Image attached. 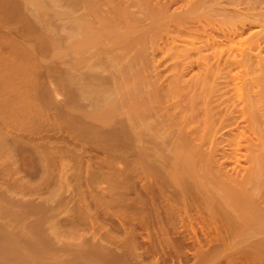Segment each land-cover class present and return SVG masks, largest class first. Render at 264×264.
<instances>
[{"label": "rangeland", "instance_id": "obj_1", "mask_svg": "<svg viewBox=\"0 0 264 264\" xmlns=\"http://www.w3.org/2000/svg\"><path fill=\"white\" fill-rule=\"evenodd\" d=\"M23 1L0 0V264H264V0Z\"/></svg>", "mask_w": 264, "mask_h": 264}, {"label": "bare ground", "instance_id": "obj_2", "mask_svg": "<svg viewBox=\"0 0 264 264\" xmlns=\"http://www.w3.org/2000/svg\"><path fill=\"white\" fill-rule=\"evenodd\" d=\"M11 1H12V0H11ZM24 1H25V0H24ZM24 1H23V3H24ZM36 1H37V0H36ZM41 1H42V0H41ZM44 1H45V0H44ZM58 1H59V0H58ZM85 1H86V0H85ZM146 1H147V0H146ZM149 1H150V0H149ZM153 1H154V0H153ZM198 1H199V0H198ZM198 1H197L196 4H198ZM203 1H204V0H203ZM13 2H14V1H13ZM26 2H28V3L32 2V3H34V5L37 4V3L35 4V0H26ZM47 2L49 3V1H47ZM53 2H54V1H53ZM56 2H57V0L55 1V3H56ZM89 2H90V1H89ZM89 2H88V3H89ZM214 2H215V0H214ZM214 2H212V3H214ZM262 2H263V0H262ZM0 3H1V2H0ZM5 3H6V2H5ZM28 3H27V4H28ZM32 3H31V4H32ZM38 3H40V0H39ZM42 3H43V1H42ZM95 3H96V2H95ZM154 3H155V2H154ZM192 3H193V2H192ZM222 3H223V2H222ZM263 3H264V2H263ZM14 4H15V3H14ZM20 4H21V3H20ZM46 4H47V3H46ZM49 4H50V3H49ZM56 4H57V3H56ZM58 4H59V3H58ZM147 4H148V3H147ZM147 4H146V5H147ZM164 4H165V2H164ZM164 4H163V5H164ZM208 4H209V3H208ZM6 5H7V4H6ZM6 5H5V6H6ZM16 5H17V4H16ZM18 5H19V4H18ZM34 5H33V6H34ZM41 5H42V4H41ZM51 5H53V4H52V1H51ZM54 5H55V4H54ZM96 5H98V3H97ZM96 5H95V6H96ZM211 5H212V4H211ZM217 5H218V3H217ZM221 5H222V4H221ZM2 6L5 7L4 4H3ZM13 6H15V5H13ZM13 6H12V7H13ZM19 6H21V5H19ZM19 6H18V7H19ZM25 6H26V5H25ZM36 6H38V5H36ZM92 6H93V5H92ZM166 6H167V5H166ZM226 6H227V5H226ZM12 7L9 6V8H12ZM16 7H17V6H16ZM34 7H35V6H34ZM58 7H59V5H58ZM151 7H152V5H151ZM154 7H155V6H154ZM157 7H158V6H157ZM160 7H161V5H160ZM232 7H233V6H232ZM236 7H237V6H236ZM13 8H14V7H13ZM19 8H20V7H19ZM25 8H26V7H25ZM35 8H37V7H35ZM40 8H41V6H40ZM1 9H2V7H0V10H1ZM124 9H125V8H124ZM124 9H123V11H122L121 13H124V12H125V15L128 16V14H126V9H125V11H124ZM168 9H169V8H168ZM217 9H218V8H217ZM243 9H245V8H243ZM243 9H242V10H243ZM4 10H7V9L4 8ZM36 10H37V9H36ZM127 10H128V9H127ZM235 10H236V9H235ZM62 11H63V10H62ZM98 11H99V10H98ZM239 11H241V10H239ZM39 12H40V10H39ZM128 12H129V11H128ZM237 12H238V11H237ZM241 12H242V11H241ZM257 12H258V11H257ZM133 13H134V12H133ZM243 13H244V12H243ZM39 14H40V13H39ZM119 14H120V13H119ZM130 14H131V13H130ZM111 15H112V14H111ZM248 15H249V14H248ZM116 16H117V15H116ZM123 16H124V14H123ZM109 17H111V16H109ZM117 17H118V16H117ZM250 17H251V13H250ZM256 17H257V16H256ZM34 18H35V17H34ZM115 18H116V17H115ZM126 18H127V17H126ZM251 18H254V17H251ZM28 19H29V18H28ZM30 19H31V17H30ZM117 19H118V18H117ZM117 19H115V20L118 21ZM119 19H120V18H119ZM122 19H123V18H122ZM124 19H125V17H124ZM131 19H132V17H131ZM246 19H247V17H246ZM249 19H250V18H249ZM22 20H23V22L25 21L24 18H22ZM101 20H103V19H101ZM129 20H130V19H129ZM31 21H33V20H30V24H31ZM76 21H77V20H76ZM106 21H107V20H106ZM121 21H122V20H121ZM125 21H126V19H125ZM243 21H245V20H243ZM251 21H252V20H251ZM33 22H34V21H33ZM35 22H36V21H35ZM37 22H38V21H37ZM119 22H120V21H119ZM130 22H132V20H131ZM247 22H248V21H247ZM101 23H102V22H101ZM105 23H106V22H105ZM111 23H112V22H111ZM111 23L109 22V24H111ZM123 23H124V22H123ZM244 23H245V22H244ZM25 24H26V22H25ZM74 24H75V23H74ZM77 24H78V23H77ZM82 24H83V22H82ZM116 24H119V23L117 22ZM120 24H122V23H120ZM120 24H119V28H120ZM23 25H24V24H23ZM28 25H29V23H28ZM36 25H37V24H36ZM89 25H90V24H89ZM122 25H123V24H122ZM85 26H86V25H85ZM90 26H91V25H90ZM102 26H104V25H102ZM116 26H117V25H116ZM27 27H28V26H27ZM83 27H84V24H83ZM86 27H87V26H86ZM94 27H96V26H94ZM94 27H93V29H94ZM124 27H125V26H124ZM29 28H30V27H29ZM32 28H33V27H32ZM97 28H98V27H97ZM100 28H101V26H100ZM114 28H115V23H114ZM116 28H117V27H116ZM74 29H75V25H74ZM80 29H81V28H80ZM93 29H92V31H93ZM98 29H99V28H98ZM102 29H103V28H102ZM104 29H107V28L104 26ZM126 29H128V26H127ZM26 30H27V29H26ZM99 30H100V29H99ZM112 30H114V32H115V29L112 28ZM121 30H122V29H121ZM121 30H119V31H121ZM123 30H124V29H123ZM123 30H122V31H123ZM28 31H29V30H28ZM31 31H32V30L30 29L29 32H31ZM36 31H37V30H36ZM36 31H35V32H36ZM82 31H83V30H82ZM85 31H86V30H85ZM117 31H118V29H117ZM124 31H125V30H124ZM26 32H27V31H26ZM38 32H39V30H38ZM41 32H42V30H41ZM95 32H97V31H95ZM98 32H99V31H98ZM100 32H101V31H100ZM125 32H126V31H125ZM125 32H124V33H125ZM36 33H37V32H36ZM42 33H43V32H42ZM48 33H49V32H48ZM65 33H66V32H65ZM70 33H71V32H70ZM73 33H74V32H73ZM75 33H76V32H75ZM75 33H74V34H75ZM111 33H113V31H112ZM118 33H119V32H118ZM127 33H128V32H127ZM127 33H126V34H127ZM32 34H33V32H32ZM50 34H51V33H50ZM68 34H69V33H68ZM68 34H67V35H68ZM77 34H78V33H77ZM97 34H98V33H97ZM97 34H96V35H97ZM104 34H105V33H104ZM120 34H122V33H120ZM133 34H134V33H133ZM138 34H139V33H138ZM140 34H141V33H140ZM43 35H44V34H43ZM81 35H82V34H81ZM83 35H84V36L82 37V38H84L83 40L79 37V40H82V41H81L82 44H86L87 42H88V43H89V42H93V40L97 37L93 32H91V28H90L89 31H88V28H87V31H86ZM106 35H108V34H106ZM112 35H114V33H113ZM141 35H142V34H141ZM37 36H38V34H37ZM39 36L41 37V35H39ZM52 36H53V34H52ZM101 36H102V34H101ZM124 36H125V35H124ZM126 36H127V35H126ZM136 36H137L138 39H139L140 36H138V35H136ZM46 37H47V36H46ZM49 37H50V36H48V38H49ZM64 37H65V35H64ZM109 37H110V36H109ZM111 37H112V36H111ZM111 37H110V38H111ZM113 37H114V36H113ZM113 37H112V39H113ZM128 37H129V36H128ZM128 37H127V39H128ZM141 37L143 38V36H141ZM97 38H98V37H97ZM105 38H106V37H105ZM105 38H104V39H105ZM114 38H115V39L113 40V42H114L118 37H114ZM124 38H125V37H124ZM54 39H55V38H54ZM99 39H100V37H99ZM99 39H98V40H99ZM102 39H103V37H102ZM127 39L125 38L124 41H126ZM95 40L98 42L97 39H95ZM95 40H94V43L96 42ZM106 40H107V38H106ZM134 40H135V39H134ZM48 41H49V40H47V42H48ZM77 41H78V38H77ZM104 41H105V40H104ZM119 41H120V44H121V37L118 38V43H117L116 45H119ZM124 41H122V43H124ZM50 42H51V40H50ZM109 42H111V40H110ZM116 42H117V40H116ZM51 43H52V42H51ZM78 43H79V44H78ZM78 43H75V44H76L77 46H79V48H80L79 51H82V50H83V45L81 44L82 47H80V42H78ZM137 43H139V41L135 42L136 45H137ZM96 44H97V43H96ZM89 45H91V44H89ZM89 45H88L87 47H89ZM94 45H95V44H94ZM102 45H103V44H102ZM123 45H124V44H123ZM125 45H127L126 42H125ZM125 45H124V46H125ZM130 45H131V44H130V41H129L128 46L130 47ZM133 45H134V44H133ZM72 46L74 47V45H72ZM77 46H76L75 48H78ZM84 47H85V46H84ZM92 47H93V45H92ZM92 47H91V49L93 50ZM110 47H111V45H110ZM79 48H78V49H79ZM98 48H99V47H98ZM100 48H101V47H100ZM108 48H109V46H108ZM112 48H115V47L112 45ZM117 48H118V47H117ZM127 48H128V47H127ZM134 48H135V45H134ZM73 49H74V48H73ZM78 49H75V50L77 51ZM85 49H86V48H85ZM85 49H84V52H85ZM95 49H96V46H95ZM124 49H125V48H124ZM131 49H132V48H131ZM92 50H91V51H92ZM97 50H98V52H99V49H97ZM100 50H101V49H100ZM107 50H109V49H107ZM122 50H123V47H122ZM89 51H90V49H89ZM109 51H110V50H109ZM112 51H113V50H112ZM112 51H111V52H112ZM114 51H115V50H114ZM123 51H124V50H123ZM129 51H130V50H129ZM116 52H118L117 49H116ZM120 52H121V50H120ZM120 52H119L118 56H120ZM77 53H78V52H77ZM82 53H83V51H82ZM122 53H123V52H122ZM127 53H128V52H127ZM114 54H115V52H114ZM115 56H116V54H115ZM118 56H117V58H118ZM113 57H114V56H113ZM114 60H115V59H114ZM189 142H190V141H189ZM191 145H193V144H191ZM195 147H196V146H195ZM191 148H193V147H191ZM181 151H182V150H181ZM175 152H176V151H175ZM182 152L184 153L185 151H182ZM180 153H181V152H180ZM185 154H186V153H185ZM181 156H182V154H181ZM186 156H187V155H186ZM184 157H185V156H184ZM188 157H189V156H188ZM189 158H190V157H189ZM185 159H186V158H185ZM187 159H188V158H187ZM183 161H184V160H183ZM192 161H193V160H190L191 164H192ZM184 163L187 164L186 161H185ZM188 163H189V162H188ZM194 163H195V160H194ZM176 164H177V163H176ZM189 164H190V163H189ZM181 166H182V165H181ZM186 166H187V165H186ZM193 166H194V164H193ZM177 167H178V166H177ZM177 167H176V168H177ZM193 168H194V167H193ZM183 169H184V168H183ZM181 171H182V170H181ZM184 171H185V170H184ZM187 172H188V171H187ZM239 191H241V190H239ZM239 191H238L239 195H238L237 197H240V196H241L239 199L242 198L243 205L246 203L245 206H247V200L245 199L246 202L244 203L245 200H244V198H243V196H245V194L243 193V194L240 195V192H239ZM234 195H235V194H234ZM239 199H238V200H239ZM231 200H232V197H231ZM232 201H233V200H232ZM234 201H236V202H234L235 204H236V203H239V202L242 204V201H241V200H240L239 202L237 201V199L234 200ZM236 205L239 206L240 204H239V205L236 204ZM243 205H242L241 207L245 208V206H243ZM252 206H253V205H252ZM252 206H251V207H252ZM241 207L239 206V208H241ZM262 214H263V213H262ZM259 216H260V215H259ZM260 217H261V220L264 222V219H262V216H260ZM249 219H250V218H249ZM250 220H251V219H250ZM255 220H257V218H256ZM258 220H259V217H258ZM261 220H259L260 225H261V223H262ZM257 222H258V221H257ZM253 223H254V222H252V224H253ZM247 224H248V223H247ZM255 224H256V223H255ZM262 224H263V223H262ZM249 225H251V223H250ZM258 225H259V224H257V227H258ZM261 226H262V225H261ZM263 226H264V224H263ZM258 228H259V227H258ZM247 229L249 230L248 225H247ZM260 229H261V228H260ZM263 229H264V227L262 228V231H263ZM248 230H247V231H248Z\"/></svg>", "mask_w": 264, "mask_h": 264}]
</instances>
